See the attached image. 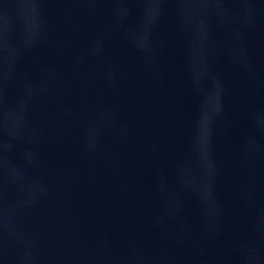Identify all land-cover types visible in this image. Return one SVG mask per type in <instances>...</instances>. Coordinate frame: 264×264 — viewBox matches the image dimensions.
I'll list each match as a JSON object with an SVG mask.
<instances>
[{
  "label": "water",
  "instance_id": "95a60500",
  "mask_svg": "<svg viewBox=\"0 0 264 264\" xmlns=\"http://www.w3.org/2000/svg\"><path fill=\"white\" fill-rule=\"evenodd\" d=\"M0 264H264V0H0Z\"/></svg>",
  "mask_w": 264,
  "mask_h": 264
}]
</instances>
